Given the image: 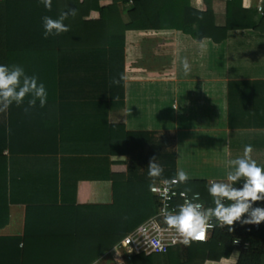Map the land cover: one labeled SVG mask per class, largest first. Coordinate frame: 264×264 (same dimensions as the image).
I'll return each mask as SVG.
<instances>
[{
  "label": "crops",
  "instance_id": "crops-1",
  "mask_svg": "<svg viewBox=\"0 0 264 264\" xmlns=\"http://www.w3.org/2000/svg\"><path fill=\"white\" fill-rule=\"evenodd\" d=\"M191 3L206 9L204 0ZM226 8V0L214 2L218 26L226 25ZM243 8L249 25L222 40L180 29L129 30L115 73L104 58L70 57L44 107L37 101L25 112L26 98L0 113V236L55 264H90V249L68 246L76 237L39 230L76 226V212L112 204L116 191L144 199L153 157L169 178L165 154L175 153V175L187 172L188 188L226 182L229 161L249 144L264 166V0H243ZM114 247L92 264L113 258Z\"/></svg>",
  "mask_w": 264,
  "mask_h": 264
},
{
  "label": "trees",
  "instance_id": "trees-1",
  "mask_svg": "<svg viewBox=\"0 0 264 264\" xmlns=\"http://www.w3.org/2000/svg\"><path fill=\"white\" fill-rule=\"evenodd\" d=\"M215 1L204 0L206 9L199 10L191 0H53L49 11L40 0H0V65L21 66L27 75L38 77V82L45 85L50 95L57 89L62 68L70 57L86 54L96 61L104 58L108 70L115 73L124 55L129 30L180 29L199 38L211 36L222 40L230 30L247 28L249 11L243 8V0H226L227 21L222 27L216 24ZM72 9L76 14L64 21L70 30L45 38L42 18L57 19L62 12ZM92 12H97L98 17L91 18ZM253 28L258 30L259 25ZM215 31L222 36H215ZM165 157L169 159L170 168L166 175L173 178L176 176L175 153L165 154ZM242 182L236 187H241ZM192 185L195 186L191 192H200L208 205L215 206L205 184L195 181ZM185 187L180 185L181 189ZM147 192L148 196L141 199L128 193L120 196L116 191L112 204L92 206L84 216L76 212V226H69L68 221L58 229L39 231L76 237L68 246L80 253L90 249L89 263L92 264L139 224L157 214L159 200L149 187ZM257 204L263 207V201ZM236 239L248 246L235 245ZM17 260L19 264H36L41 257L21 250L16 239L0 236V264H18ZM126 264H264V226L256 229L250 224L235 223L232 232L227 226L216 227L206 242H193L190 247L178 245L165 254H139Z\"/></svg>",
  "mask_w": 264,
  "mask_h": 264
},
{
  "label": "clouds",
  "instance_id": "clouds-1",
  "mask_svg": "<svg viewBox=\"0 0 264 264\" xmlns=\"http://www.w3.org/2000/svg\"><path fill=\"white\" fill-rule=\"evenodd\" d=\"M40 2L51 11L53 0H40ZM75 14L76 10L72 9L70 12H62L57 19L44 16L42 18L44 37L59 36L68 32L70 29L64 21L69 15ZM182 65L185 74H188L191 67L186 58L182 61ZM123 79V75L119 79L113 78L112 84L119 85ZM47 97L45 85L38 82V77L27 75L19 65H0V113L7 112L13 104L17 107L23 105L26 98L28 107L24 109L25 112L35 108L37 101L40 107H44ZM252 153V145H246L241 157L229 161L232 170L227 172L226 182L209 181L207 190L215 206L208 208L195 202L199 199L198 192L193 193L189 198L188 193L192 190L185 187L180 193L184 198L183 204L170 210L167 203L171 199L169 193L175 195L172 191L174 186L187 185L189 174L178 169L174 178L167 179L164 178V168L156 162V157L149 161L147 167L151 180L149 188L165 201L160 215L167 225L166 230L172 235L171 245L181 243L190 247L193 242H204L208 239L209 230L216 227L227 226L228 231L232 232L237 222L254 225L264 222V207H253L256 202L264 201V166L258 165ZM241 181H243L242 186L236 187ZM225 201L230 203L226 205ZM163 240V235L159 234V239L154 245L160 252L166 251Z\"/></svg>",
  "mask_w": 264,
  "mask_h": 264
},
{
  "label": "built area",
  "instance_id": "built-area-1",
  "mask_svg": "<svg viewBox=\"0 0 264 264\" xmlns=\"http://www.w3.org/2000/svg\"><path fill=\"white\" fill-rule=\"evenodd\" d=\"M174 178V177H173ZM172 179V178H167ZM157 186H159V182H157ZM173 192H175V195H172L170 192L169 195L171 196V199L167 201L169 205V209H176L179 205L183 204L184 198L181 197L180 193L184 191V189L180 188V185L174 186L172 189ZM152 192V191H151ZM153 193V192H152ZM193 193L197 192H189L188 197L191 198ZM199 193V192H198ZM159 200V210L157 214L145 221L143 224H141L139 227L135 228L131 232H129L112 250L114 256V261L117 264H126L127 261L131 260L133 257L139 255V254H165L167 253L171 248L176 247L178 245H182L181 243H176L175 245H171L170 241L172 239V235L166 230L167 225L163 223L164 219L160 215L161 208L163 207L165 201L162 199V197L158 193H153ZM195 202L201 203L204 205L205 208H208V206L205 204L201 193H199V199ZM230 203L229 201H225V204L227 205ZM253 207H258L257 202L253 205ZM263 207H264V201H263ZM246 218V217H245ZM215 223V221H213ZM241 223V222H237ZM254 228L258 229L261 226H264V222H262L259 225L250 224ZM212 229L209 230V234ZM159 234H162L164 237V244L166 247L165 252H160L155 249L154 245L159 239ZM208 234V239H209ZM207 239V240H208ZM206 240V241H207ZM204 241V242H206ZM234 244L237 246L243 245L244 247L248 246V243L242 244V241L240 239H236L234 241Z\"/></svg>",
  "mask_w": 264,
  "mask_h": 264
},
{
  "label": "rangeland",
  "instance_id": "rangeland-1",
  "mask_svg": "<svg viewBox=\"0 0 264 264\" xmlns=\"http://www.w3.org/2000/svg\"><path fill=\"white\" fill-rule=\"evenodd\" d=\"M117 63H118V62H116V64H117ZM118 64H119V63H118ZM61 246L66 247L65 244H61ZM37 255L41 257V260H39V261H35L36 264H48V262L51 260V259H50V260H47V259H46L47 256L50 257V255H48V254H43V253H42V254H41V253L39 254V252H37ZM16 262L19 264V261H18V260H17ZM57 262H58V261H55V259H54V261L51 260V264H55V263H57ZM107 262H108V263H114L115 261H114V258H112L110 255H108V256L106 257V260H104V263H107ZM12 264H14V263H12Z\"/></svg>",
  "mask_w": 264,
  "mask_h": 264
}]
</instances>
